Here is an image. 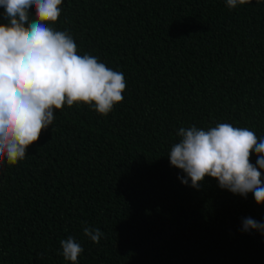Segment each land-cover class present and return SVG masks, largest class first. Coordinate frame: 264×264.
I'll list each match as a JSON object with an SVG mask.
<instances>
[{"label":"trees","instance_id":"16d2710c","mask_svg":"<svg viewBox=\"0 0 264 264\" xmlns=\"http://www.w3.org/2000/svg\"><path fill=\"white\" fill-rule=\"evenodd\" d=\"M60 7L50 26L122 72L124 99L107 116L65 105L23 161L0 164V264H71L68 237L84 249L78 264H264V234L241 230L246 217L264 223V204L211 177L184 185L167 156L180 127L231 123L264 138V0ZM85 226L104 233L99 244Z\"/></svg>","mask_w":264,"mask_h":264},{"label":"clouds","instance_id":"9594fccd","mask_svg":"<svg viewBox=\"0 0 264 264\" xmlns=\"http://www.w3.org/2000/svg\"><path fill=\"white\" fill-rule=\"evenodd\" d=\"M252 0H225L229 9ZM259 2V0H257ZM63 0H0V164L16 166L27 149L53 124L55 111L81 103L102 116L123 101L124 74L100 62L97 56L78 54L73 35L56 30ZM34 10V15H33ZM172 145L170 165L185 175L182 184L199 189L205 177L218 187L264 204V138L247 127L217 123L208 129L180 127ZM50 142V141H49ZM255 153L256 164L250 157ZM242 231L264 234V223L242 219ZM84 236L99 244L104 233L85 226ZM62 256L78 264L84 251L75 238L60 241Z\"/></svg>","mask_w":264,"mask_h":264}]
</instances>
